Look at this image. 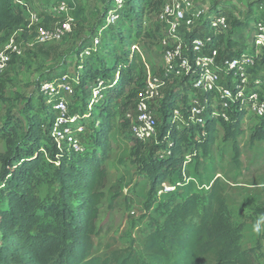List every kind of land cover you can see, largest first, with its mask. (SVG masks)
Segmentation results:
<instances>
[{"label":"trees","instance_id":"obj_1","mask_svg":"<svg viewBox=\"0 0 264 264\" xmlns=\"http://www.w3.org/2000/svg\"><path fill=\"white\" fill-rule=\"evenodd\" d=\"M64 1L56 0L53 6ZM113 1H107L101 21L88 40L101 37L96 51L86 56L89 47L82 44L70 58L78 59L74 74L78 84L70 99L71 111L81 115L89 111L93 119L88 125L87 119L83 121L86 131L80 140L85 151L60 153L52 136L56 114L41 92L21 98L26 103L23 110L19 114L8 110L0 125V264H206L211 253L215 264H249L250 258L242 249L243 224L235 221L218 179L206 192L194 189L187 159L211 160L222 129L223 140L233 142V160L238 164L237 139L251 119L257 124L250 142L264 143V121L252 111L249 98L258 92L264 99V85L258 83L263 77L249 81L247 96L229 102L227 108L222 99L209 95L205 123L197 124L190 118L197 74L172 75L165 79L164 98L154 105L156 114L162 117L161 127L157 122L156 140H137L127 116L147 83L148 72L139 49L157 42L161 64L152 74H161L163 40L168 32L159 16L168 0H126L119 20L108 24ZM259 3L264 4V0ZM29 5L30 0L21 4L0 0V49L13 34L20 33L23 39L35 36V28L30 30L29 24L31 14L38 12H31ZM215 9L202 19L203 26L192 31L190 41L199 34L208 35L212 50L223 56L248 53L255 65L247 69V74H259L264 67V47L257 53L246 51L233 40L234 29L241 23L229 21V31L212 28L210 15ZM41 17L45 27L63 21L49 12ZM74 17L80 19L82 12ZM207 25L211 34L205 30ZM62 73L68 74L64 69ZM95 89H102L103 98L89 109ZM176 110L185 124L176 119ZM117 120L120 133L133 144L142 174L151 182L148 210L152 216L142 249L97 258L92 256V239L101 214L108 177L106 163ZM165 185L169 191H165Z\"/></svg>","mask_w":264,"mask_h":264},{"label":"rangeland","instance_id":"obj_2","mask_svg":"<svg viewBox=\"0 0 264 264\" xmlns=\"http://www.w3.org/2000/svg\"><path fill=\"white\" fill-rule=\"evenodd\" d=\"M107 1L65 0L68 12L65 15H58L53 6L56 0H30V11L38 12L39 17L49 12L62 17L63 20L71 19V32L61 41L48 44L36 43L35 36L23 39L20 33L12 35H15L21 44L22 55L13 56L6 70L0 73V125L6 119L8 110L19 114L26 104L21 98L38 95L43 82L61 77L63 69L70 75L75 74L78 59L70 58L82 44H87L89 48L92 46L93 40H88L92 38L96 24L101 21L102 10ZM194 4L205 11L203 18L215 7L216 11L211 12L210 18L224 14L228 22L241 23L234 29L232 38L246 51L252 50L250 48L255 25L259 19H264V4L259 3V0H194ZM77 12H82L80 19L74 17ZM56 24H48L46 28L52 29ZM145 26L149 24L146 23ZM205 30L212 33L208 25ZM226 30H230L229 25ZM197 37L205 41L208 35L199 34ZM159 49L157 42L140 47L139 52L147 72L152 73L160 67ZM256 76L264 78V67L259 74L249 76V80L255 79ZM73 89L75 91V85ZM162 92L164 98L167 87ZM72 96L67 97L69 104ZM86 113L89 117L86 123L88 125L93 119L90 118L89 111ZM161 120V114L158 113L157 122L160 127ZM256 124V120H248L243 126L244 133L237 139L240 152L238 164L233 160V142H225L224 131L220 129L219 140L212 149L211 160L187 159V169L194 181V189L206 192L213 181L218 179L221 194L235 221L243 224L242 249L250 258L249 264H264V222L261 223L259 233L253 230L257 219L264 215V143L250 142ZM111 141L101 214L96 234L92 239V256L97 258L121 255L131 249L136 251L142 249L148 234L149 219L152 216L148 210L152 201L149 197L151 182L142 174L133 155L132 142L120 133L118 120ZM165 188L170 189L166 185ZM159 196L160 194L157 195ZM255 212L257 214H254ZM215 263L214 255L209 254L206 257V264Z\"/></svg>","mask_w":264,"mask_h":264},{"label":"built area","instance_id":"obj_3","mask_svg":"<svg viewBox=\"0 0 264 264\" xmlns=\"http://www.w3.org/2000/svg\"><path fill=\"white\" fill-rule=\"evenodd\" d=\"M22 1L16 0L20 4ZM125 5L126 0L113 1V9L106 19L108 24H114L119 20ZM54 11L58 15L67 14V4L59 3L54 7ZM204 13L203 9L195 6L194 0H170L166 2L161 11L159 19L165 24L168 32L163 40L165 50L162 72L154 75L148 71L146 86L138 93L134 110L127 116L131 122L132 135L143 143L155 141L157 138L158 123L154 105L163 99L162 91L167 87L165 79L172 75L180 77L183 74H197L192 85L196 99L190 109V118L197 124L205 123L206 115L209 113V95L215 94L222 99L224 108L228 107L229 102L247 96V83L250 81L247 69L255 65V60L251 55L245 53L236 56L233 53L223 56L220 51L212 50L210 47L211 38L204 41L196 37L190 41L192 31L202 25L201 19ZM71 21V19H65L57 23L54 28L47 29L38 14H31L29 29L35 28L36 43L48 44L61 41L70 33ZM210 23L212 28L222 27L226 30L228 18L221 14L210 18ZM99 43V37L93 39L92 46L85 50V55L90 56L95 52ZM262 47H264V19H259L255 25L250 49L251 51L256 50L255 53H257ZM14 55H22L21 44L15 35L0 49V73L6 70ZM258 83L264 85V78ZM77 84L78 79L75 75L65 74L55 80H47L40 86L41 94L47 98V104L56 114L52 136L61 154L85 151L80 135L85 133L86 126L83 121L89 117L87 113L84 115L72 113L67 100L68 96L74 94L73 85ZM99 85L102 86L103 83ZM102 98V89L93 90L89 109ZM249 98L252 101V111L257 118L264 121V99L258 92L252 93ZM174 114L178 121L185 124L178 110ZM169 190L165 188V191Z\"/></svg>","mask_w":264,"mask_h":264},{"label":"clouds","instance_id":"obj_4","mask_svg":"<svg viewBox=\"0 0 264 264\" xmlns=\"http://www.w3.org/2000/svg\"><path fill=\"white\" fill-rule=\"evenodd\" d=\"M262 222H264V215H261V216L257 219V221H256V223H255V225H254V228H253V230H254L255 232L259 233V232L261 231V223H262Z\"/></svg>","mask_w":264,"mask_h":264}]
</instances>
